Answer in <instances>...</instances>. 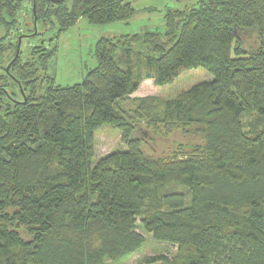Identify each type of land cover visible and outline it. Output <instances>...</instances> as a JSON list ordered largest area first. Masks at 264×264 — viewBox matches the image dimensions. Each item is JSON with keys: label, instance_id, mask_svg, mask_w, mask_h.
Masks as SVG:
<instances>
[{"label": "trees", "instance_id": "obj_1", "mask_svg": "<svg viewBox=\"0 0 264 264\" xmlns=\"http://www.w3.org/2000/svg\"><path fill=\"white\" fill-rule=\"evenodd\" d=\"M24 1L0 0L5 35ZM29 2L27 50L12 61L17 36L0 37V264H119L147 241L138 229L176 253L137 264H264V0H196L166 10L162 34L101 36L95 66L66 87L48 72L51 41L81 18L128 22L135 9L123 0ZM246 33L254 47L244 46ZM198 67L212 80L163 102L134 98L133 112L117 105L143 80L163 86ZM141 116L192 127L203 143L181 159L148 156L136 136ZM103 124L126 149L94 162ZM171 184L186 192L166 191Z\"/></svg>", "mask_w": 264, "mask_h": 264}, {"label": "rangeland", "instance_id": "obj_2", "mask_svg": "<svg viewBox=\"0 0 264 264\" xmlns=\"http://www.w3.org/2000/svg\"><path fill=\"white\" fill-rule=\"evenodd\" d=\"M123 1L130 3L136 12L128 22L121 21L96 25L81 18L74 26L51 41L55 51L49 63L48 72L53 76L56 84L66 87L82 81L86 70L96 64L93 50L94 44L99 37H113L145 30H153L162 34L164 30L163 15L166 10L191 7L196 3V0ZM30 8L29 0H25L22 4L18 22H16V29L10 30L8 35H5V29L0 26V37L4 38V36H7L6 41L13 42V40H16L15 36H17L18 42L20 38L21 52H25L28 48L27 36L31 34L33 27L29 14ZM42 30L44 31L45 27L38 28V32L41 34ZM35 32L36 29L34 30ZM242 40L245 47H254L256 45V40L252 33L244 34ZM12 54L13 49L9 57ZM7 62L8 57L5 59L4 65ZM212 78V75L206 69L198 67L181 72L171 82L163 86H155L152 80H143L135 92L119 101L117 105L127 112H133L135 108L134 98L153 97L158 102H163L177 96L195 84L212 80ZM256 118L254 113L246 114L242 118L245 131L250 130L251 123ZM134 123L138 129L136 136L140 137L144 152L155 159L163 161H170L176 157L181 159L184 154L192 153L195 146L203 143L202 134L196 132L192 127H184L182 125L166 126L164 124L151 125L142 116L137 120L135 119ZM125 149L126 146L121 141L120 132L116 127L110 124H103L95 131L94 162L113 151ZM166 191L186 192L183 187L177 184H171V186L166 188ZM138 231L145 236L147 241L139 252L119 264H137L141 257L147 255L164 254L172 257L176 253L175 245L168 242L155 241L150 234L145 233L141 229H138ZM21 232L22 236L26 237L25 233Z\"/></svg>", "mask_w": 264, "mask_h": 264}, {"label": "water", "instance_id": "obj_3", "mask_svg": "<svg viewBox=\"0 0 264 264\" xmlns=\"http://www.w3.org/2000/svg\"><path fill=\"white\" fill-rule=\"evenodd\" d=\"M33 13L35 14V11H34V10H33ZM34 22H35V19H34ZM19 48H20V38L18 39V43H17V45H16V50H15V56H14V58L12 59V61L18 56ZM9 66H10V63L7 65V67H6V71H8ZM21 92H22V91H21ZM21 94H22V96H23V102H24V101L26 100V98H25V96H24L23 93H21Z\"/></svg>", "mask_w": 264, "mask_h": 264}]
</instances>
